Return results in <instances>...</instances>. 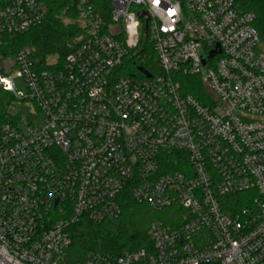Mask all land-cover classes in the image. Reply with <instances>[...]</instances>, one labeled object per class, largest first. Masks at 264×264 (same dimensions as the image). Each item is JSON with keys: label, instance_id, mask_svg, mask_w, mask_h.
Wrapping results in <instances>:
<instances>
[{"label": "built area", "instance_id": "2783aa9c", "mask_svg": "<svg viewBox=\"0 0 264 264\" xmlns=\"http://www.w3.org/2000/svg\"><path fill=\"white\" fill-rule=\"evenodd\" d=\"M236 3L112 0L106 20L76 0L80 44L61 66L28 49L0 57L8 109L30 104L39 121L0 119V264H264V38ZM46 13L44 0H0V47ZM187 76L206 104L183 92ZM126 191L181 223L70 261L73 228L119 219Z\"/></svg>", "mask_w": 264, "mask_h": 264}, {"label": "trees", "instance_id": "16d2710c", "mask_svg": "<svg viewBox=\"0 0 264 264\" xmlns=\"http://www.w3.org/2000/svg\"><path fill=\"white\" fill-rule=\"evenodd\" d=\"M44 1L47 13L43 23L22 35H6L0 47V57H11L22 49H28L38 66L50 69L52 67L48 63L52 57H56L57 64L61 66L79 46L82 27L77 21L76 0ZM90 1L106 20L110 19L112 0ZM236 8L241 12L255 14L254 26L264 38V0H237ZM64 10L72 18L71 23H65L61 16ZM184 79L183 92L206 104L208 93L202 80L192 76ZM9 99L6 93L0 92L1 120L8 113ZM121 207L122 215L117 220H107L100 224L84 221L73 228V242L67 252L70 261L83 260L90 252L111 257L121 256L126 251L150 245L147 233L152 222L161 220L172 227L181 223L177 218H170L175 214V209L154 211L136 202L128 191L121 197Z\"/></svg>", "mask_w": 264, "mask_h": 264}, {"label": "rangeland", "instance_id": "374dc122", "mask_svg": "<svg viewBox=\"0 0 264 264\" xmlns=\"http://www.w3.org/2000/svg\"><path fill=\"white\" fill-rule=\"evenodd\" d=\"M66 10H64L61 13V16L64 17V21L65 23H71L72 22V18L68 17L69 15L66 14ZM56 61V57H52V59H50V63H54ZM13 77H14V81L16 84V90L19 94H21L22 96H27L28 94V90L26 87V84L24 82V80L21 77H18L17 75V71L14 70L13 71ZM10 101L11 98L9 99L8 105H10ZM35 111L34 107L30 104H25V103H11L10 108L8 109V114H16L18 112H23L24 116L26 118V123L28 124H33V125H38L39 121L36 119L37 117L33 114V112ZM178 218V216H175V214L171 215L170 218Z\"/></svg>", "mask_w": 264, "mask_h": 264}, {"label": "water", "instance_id": "95a60500", "mask_svg": "<svg viewBox=\"0 0 264 264\" xmlns=\"http://www.w3.org/2000/svg\"><path fill=\"white\" fill-rule=\"evenodd\" d=\"M145 16L144 14L141 15V17ZM142 72L145 73V71L143 69H141ZM147 74V73H146ZM148 77H150V75H147Z\"/></svg>", "mask_w": 264, "mask_h": 264}]
</instances>
